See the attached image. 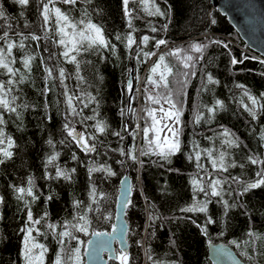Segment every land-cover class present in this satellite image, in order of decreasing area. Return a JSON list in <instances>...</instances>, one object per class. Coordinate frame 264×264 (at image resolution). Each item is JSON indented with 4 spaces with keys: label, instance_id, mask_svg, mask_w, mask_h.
I'll use <instances>...</instances> for the list:
<instances>
[{
    "label": "trees",
    "instance_id": "trees-1",
    "mask_svg": "<svg viewBox=\"0 0 264 264\" xmlns=\"http://www.w3.org/2000/svg\"><path fill=\"white\" fill-rule=\"evenodd\" d=\"M156 4L167 12L166 17L148 16L139 4H129L130 8L135 9L133 15L137 18L132 21L135 29L133 35L139 43V47L133 45L132 49L125 46L126 42L115 40L117 34L130 31L122 0H91L90 3L88 0H78L75 6L57 4L74 21L91 19L104 29L112 43L117 44L116 55L106 50H102L103 58L95 52L78 55L79 75L84 77V81H79L75 64L61 55L65 49L57 43L60 36L55 26L50 24L47 29L41 27L43 20L36 10V0H30L27 8L15 4L13 0H0V5H3L9 17H15L9 19L8 23L12 25L9 35L17 45L22 40L18 32H23L25 36L33 33L40 37L38 41L30 37L24 39V49L16 47L12 53L16 61L12 66L27 77L23 83L13 86L12 95L18 96L13 106L27 104L29 107L18 108L21 112L19 119L14 113L4 110L5 124L0 125L5 135L11 136L16 145L12 149L13 157L0 164V196L4 198V203L0 204V213L3 215L0 220V264H23L20 256L23 234L19 229L27 218L26 209L24 203L17 200L13 185L26 186L29 176L34 181L33 192L38 199L32 201L31 197L25 198L29 201L34 217L42 216L45 211L48 213L46 221L36 226L41 233L47 234H33L37 235L39 243L48 247L47 260L50 262L58 244L46 224L59 225L71 220L74 200L91 205L92 210L87 213L91 228L88 234L77 233L84 241L80 245L83 257L92 232H108L112 229L119 183L124 175L129 177L131 185L130 200L125 209L126 264H210L207 259L208 242H223L230 245L242 260L251 264H264V239L257 241L259 247L255 252L250 244L244 243L249 230L258 236L264 234V185L243 192L242 185L230 180V177L238 176L245 181H254L257 166L248 164L246 156L255 154L264 158V109L259 105L253 106L248 98L256 97L264 105V63L251 59L239 49V46L244 47L243 41L209 0H156ZM21 11H24V17H20ZM85 12L87 16H84ZM25 22L30 25L29 28H24ZM165 24L166 29L163 28ZM153 27L159 31L153 32ZM4 30H7V24L0 20V35ZM144 35L165 39L168 43L159 48L155 47L153 39L147 44L140 43ZM193 43L207 47L203 50V58L191 70L196 75L187 78L186 95L180 97L183 100L179 136L181 150L171 156L169 161L161 160L155 152L141 155V152L148 151L141 129L145 127L146 121L151 123L145 109L158 106L145 98L149 70L159 54L178 47L194 58L200 57V53L189 48ZM140 49L156 52L157 55L145 61L142 56L136 55ZM25 54L34 57L31 71L23 68ZM233 57L243 63L232 65ZM165 62L175 73L168 76L169 88L178 91L180 85L176 81L182 79L179 73L188 70L183 69L175 57L166 56ZM45 66L55 69L63 67L68 75L64 83L71 92L79 94L83 91L96 97L98 105L93 102L86 108L80 101L74 100L80 115L68 116V121L77 132H83L86 138L90 134L96 136L94 141L89 140V143L96 144L95 152L83 151L71 137H67L63 124L68 109L64 97L60 95L63 88L59 81L49 80L48 85L52 90L46 96L41 95V89L45 86ZM53 75L58 76V71H54ZM158 75L155 78L158 79ZM209 75L213 82H208ZM9 78L15 79L0 70V80L7 81ZM129 82L131 90L128 88ZM53 84L56 86L52 87ZM147 89L153 94L164 91L163 88L155 89L151 84L147 85ZM217 100L222 102V106L216 105ZM83 101L88 103L86 96ZM45 103L47 108L44 107ZM244 105L255 108L257 119L249 115ZM208 108H215V111L209 112ZM93 109L99 113L97 119L106 122L105 133L95 132L92 126L96 121L83 119L94 115ZM197 111L202 113L198 123L195 122ZM225 128L238 140L239 148L222 144L225 137L221 133ZM115 132H119L120 136L113 135ZM49 137L53 145L47 143ZM62 140L63 144L60 143ZM206 149H211L214 157L226 152V164L235 161L237 164L245 163V167H229L226 172L213 169L204 152ZM196 151L201 152L199 163L208 173H212L210 178L222 181L229 178V182L223 184V200L234 206L225 210L224 204L218 202L220 198L205 197L199 193L196 196L198 201H211L208 211H181L193 203V177L209 178L205 171L196 167ZM56 153H59L57 160L46 168L47 158ZM124 153L134 154L136 159ZM73 155L76 159L72 158ZM189 156L193 159L190 160ZM101 165L110 169V172L95 171L90 177L88 168L99 169ZM57 166L70 172L71 179L45 178L46 173L55 177ZM72 169L75 172H71ZM93 185L98 194L96 201L89 196ZM99 193L104 195L100 196ZM49 196L52 199H47ZM153 215L155 218H150ZM209 216L212 223L207 222ZM233 241L239 242V246ZM71 246H76V242L72 241ZM115 252L116 258L108 260L107 264H122L120 257L123 254L116 244ZM245 252L253 255L254 260H249Z\"/></svg>",
    "mask_w": 264,
    "mask_h": 264
},
{
    "label": "snow or ice",
    "instance_id": "snow-or-ice-1",
    "mask_svg": "<svg viewBox=\"0 0 264 264\" xmlns=\"http://www.w3.org/2000/svg\"><path fill=\"white\" fill-rule=\"evenodd\" d=\"M15 4L20 5L22 8H27L30 4V0H13ZM90 3L91 0H88ZM78 3V0H36L37 4V12L39 16L43 20V24L41 27L47 29L50 24L55 26L57 33L60 38L57 41L59 45L64 47V51L61 53L63 58L73 64H75L76 68V78L79 81H84V77L79 75L80 72V63L77 60V56L82 52H95L99 53L103 58L102 50H106L110 52L112 55H116L117 52V44L112 43L109 37L105 34L104 29L91 21V19H80L79 21H74L68 13L62 10L61 7H57V4L62 5H70L75 6ZM123 3V11L124 16L127 20V27L130 29L126 34H117L115 36V40L119 42H126L125 46L128 49H132L133 45L139 47V43L137 38L133 35L135 29L133 28V19L137 18L133 15L135 12L134 8H130L129 4H139L144 13L148 16H162L166 17L167 12L162 10L158 4H156V0H122ZM20 17H24V11L19 13ZM87 12L84 13V16H87ZM9 19H15V17H9L6 11L3 8V5H0V20H3L7 24V30H4L2 35H0V70H4L9 77H15V79L9 78L7 81L0 80V125L5 124V119L3 112L6 110L8 113H14L19 119L21 117V112L18 111V108L23 107L27 109L29 105L21 104L16 105V101L18 100V96L12 95L14 85L23 83L27 77L20 72V69L14 68L12 65L15 64V58L12 56L13 49L19 47L20 49H24L25 45L23 43L24 39H28L29 37L33 41H38L40 37L33 33H30L29 36H25L23 32H18L17 34L22 37L21 42L17 45L16 41L13 40L9 31L12 30L11 23H8ZM30 25L25 22L24 28H29ZM164 29L167 28V24L163 26ZM153 32L159 31V29L153 27L151 29ZM150 39L155 40V47L159 48L161 45H166L168 42L165 39H155V37H149L148 35H144L140 38V43L147 44ZM217 43H221L216 41ZM207 47V45L201 43H193L189 45L191 51L196 53H200L201 56L194 58L192 55L188 54L183 48H175L170 50L167 53L159 54L158 59L154 61L152 64L149 75L146 77V86H145V98L150 101L152 104L159 105V108L148 107L145 109L147 116L151 118V123L145 124V127L141 129L143 132V138L145 144L148 148V151L141 152V155H148L149 152H155L161 160L169 161L171 156L175 155L177 152L181 150V142L179 139L180 136V117L182 114L183 108V100L180 99L181 96L186 95L184 91L187 87V78L189 75L195 76L196 73L191 71L197 62L203 58V50ZM227 47V45H225ZM137 57H143L146 61L153 56H156L157 53L153 51L145 52L143 49H140L139 52L136 53ZM166 56L175 57L183 66V69H187L188 71L180 72V76L182 79L176 81L180 85V89L178 91H173V89L169 88V75H175L173 73V68L169 66L168 63L165 62ZM34 57L25 54L22 59L23 68L31 71V62ZM238 63H243L242 60H237L236 58H232L231 64L236 65ZM44 71L46 72L45 86L41 89V95L46 96L48 92L52 90L48 85L49 80H58L60 86H62L63 91H61L60 95L64 97V103L67 106L68 112L65 116L66 122L63 124V129L67 133V137H71V140L74 141L80 148L85 152H95L97 150L95 143H89V140H95L96 136L90 134L87 138L83 132H77L75 126L68 121V116H79L80 112H77V106L73 103L74 100L80 101L83 104V107H88L89 104L96 102L98 105V101L95 96L91 95V93H85L81 91L79 94L71 92L64 81L68 78L66 71L63 67H59L58 69L50 68L45 66ZM54 71H58V76H54ZM158 75V79L155 78L156 74ZM208 82H213L212 77L209 75L207 77ZM151 84L155 89L163 88L164 91H157L155 94L148 92L147 85ZM56 85L53 84L52 87ZM79 87V85H78ZM128 88L131 90L132 85L129 82ZM87 97L88 103H84L83 97ZM249 100H251V104L253 106L259 105L260 108L264 109V105L259 103V100L256 97L249 96ZM262 98H264V94H262ZM163 101V103H162ZM59 103V101H57ZM165 104L167 107H165ZM216 105L222 106V102L217 100ZM47 103H45L44 107L47 108ZM32 107H35L34 105ZM246 110L249 112V115L253 119H257V112L254 107H249L248 105H244ZM209 112L215 111V108H208ZM83 111V108L80 109ZM94 115L84 117V120H94L95 124L92 126L95 132L105 133L107 131V124L102 119H97L99 115L95 109H93ZM159 113V116L157 115ZM202 113L197 111L195 116V122H199L201 119ZM51 119V117H48ZM83 123V120L80 121ZM139 128V125H137ZM161 133H164L163 137ZM151 134V136H150ZM170 134V135H169ZM113 135L120 136L119 132L113 133ZM225 139L222 141L223 145H227L229 147H240V144L236 138L232 136V133L229 132L227 128L223 129L221 133ZM49 145H53V140L51 137L47 140ZM61 144L64 141H60ZM15 141L11 136H6L3 129L0 128V164H4L7 160H10L13 155V148L15 147ZM204 152L207 154L211 161V166L213 169L219 171H227L229 167H240L243 169L245 167V163L237 164L235 161H231L230 163H225V157L227 155L226 152H220L218 157H214L213 151L211 149H206ZM125 155H131L132 159H136L134 154L124 153ZM59 153L54 155H50L47 158L48 165L53 164ZM201 157V152H195V159L197 161L196 167L199 170H203L206 173V176L209 177L205 179V177L196 178L195 176L192 179L193 184V203L186 208L181 209L184 212H200L206 213L208 211V204L211 202L210 200L198 201L196 196L199 193H203L205 197H218L220 198L218 202L223 203L225 206V210L228 207H232L234 205H229L226 200H223V192L225 189L223 188V184L229 182V178H225L223 181L218 178H210L212 173H208L204 166L199 163ZM76 159L75 155L72 157ZM189 159H193L192 156H189ZM246 162L250 165L257 166V171L255 172L254 181H245L241 177L234 176L230 177L232 183L243 186V192H247L249 189L257 188L264 185V158H261L255 154H249L246 156ZM106 171L110 172V169L105 168V166L101 165L99 169L94 167H89L88 172L89 176L95 171ZM71 172H75V169H72ZM114 174V173H112ZM63 178L65 180L71 179L70 172L61 169L60 167H56L55 169V177H51L46 173L45 178ZM14 193L16 194V198L18 201H22L24 203L26 209V220L24 221L23 226L19 229L20 233H22V241H21V250L20 256L23 260V264H82L83 257L81 254L80 245L84 243L83 240L79 238L77 233L88 234L89 229L91 228V221L88 219V211H91V205H86L84 201L74 200L73 201V215L71 220H65L63 224L56 223H47L46 227L48 231L53 235V238L57 240L58 249L55 253L54 258L49 262L47 260V253L49 252L48 247L39 243L37 240V235H46L47 233H41L40 229L36 227L37 225H41L43 221H46L48 217V213L45 211L42 216L38 218L34 217L33 211L29 206V201L25 198L31 197L32 201L38 199L36 195H34V181L31 176L27 179L26 186L21 185H13ZM241 192V194H243ZM97 189L93 185L90 188L89 196L96 201L97 198ZM100 196H103V193H99ZM47 199H52L51 196L47 197ZM4 203V198L0 196V204ZM22 209V210H25ZM150 218H155L154 215ZM3 219L2 213H0V220ZM208 223H212V219L209 216L207 219ZM37 235H34L33 233ZM92 235H103V233L92 232ZM248 239L244 241L245 244H250L253 248V251H256L257 241L264 239V234L257 235L253 231L249 230L246 234ZM75 241L76 246H71V242ZM91 243V241H89ZM234 244L239 246V242L233 241ZM249 260H254V256L249 254L248 252L244 253ZM122 260V264H126L127 255L124 254L120 257ZM151 260L152 257L149 256ZM155 264V262H153Z\"/></svg>",
    "mask_w": 264,
    "mask_h": 264
},
{
    "label": "water",
    "instance_id": "water-1",
    "mask_svg": "<svg viewBox=\"0 0 264 264\" xmlns=\"http://www.w3.org/2000/svg\"><path fill=\"white\" fill-rule=\"evenodd\" d=\"M209 1L226 17L244 46L264 56V0ZM130 194V179L124 175L119 183L113 227L108 232H99L103 235L91 234L83 253L84 264H107L108 260L115 259V244L123 255L127 253L125 209ZM206 247L210 264H251L242 260L230 245L223 242H208Z\"/></svg>",
    "mask_w": 264,
    "mask_h": 264
},
{
    "label": "built area",
    "instance_id": "built-area-1",
    "mask_svg": "<svg viewBox=\"0 0 264 264\" xmlns=\"http://www.w3.org/2000/svg\"><path fill=\"white\" fill-rule=\"evenodd\" d=\"M239 49L242 50L243 52L247 53L251 59L264 63V56L254 52V51H252L246 47H240L239 46Z\"/></svg>",
    "mask_w": 264,
    "mask_h": 264
},
{
    "label": "rangeland",
    "instance_id": "rangeland-1",
    "mask_svg": "<svg viewBox=\"0 0 264 264\" xmlns=\"http://www.w3.org/2000/svg\"><path fill=\"white\" fill-rule=\"evenodd\" d=\"M139 91H140V84H138V87H137V92H138V96H139ZM165 107H167V105L165 104ZM154 108H159V105L158 106H154ZM157 115L159 116V113H157ZM164 133H161V136L163 137ZM170 135V134H169ZM259 247V245H257V248Z\"/></svg>",
    "mask_w": 264,
    "mask_h": 264
}]
</instances>
